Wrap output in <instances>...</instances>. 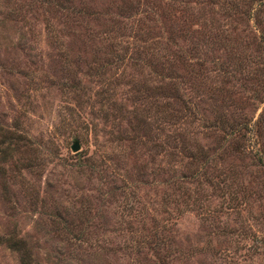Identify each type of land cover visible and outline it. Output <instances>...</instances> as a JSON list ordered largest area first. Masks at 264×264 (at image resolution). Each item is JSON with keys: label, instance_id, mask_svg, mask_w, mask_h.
I'll return each mask as SVG.
<instances>
[{"label": "rangeland", "instance_id": "374dc122", "mask_svg": "<svg viewBox=\"0 0 264 264\" xmlns=\"http://www.w3.org/2000/svg\"><path fill=\"white\" fill-rule=\"evenodd\" d=\"M0 130V264H264V0H0Z\"/></svg>", "mask_w": 264, "mask_h": 264}, {"label": "trees", "instance_id": "16d2710c", "mask_svg": "<svg viewBox=\"0 0 264 264\" xmlns=\"http://www.w3.org/2000/svg\"><path fill=\"white\" fill-rule=\"evenodd\" d=\"M6 132H9V131L8 130H0V136H2V138H3V139H0V144L3 143L4 140H7V143L12 142V141L18 142L17 138H21L20 135H16L15 136L16 138L14 139V137L11 136V134L8 135ZM25 141H26V139H25ZM22 142L24 143V141H22ZM23 143H21V144H23ZM9 244H10V246H13L16 250L19 251V253H20V255H19L20 264H30L29 260H28V252L24 248V243L21 240L13 239V240H11V242Z\"/></svg>", "mask_w": 264, "mask_h": 264}, {"label": "water", "instance_id": "95a60500", "mask_svg": "<svg viewBox=\"0 0 264 264\" xmlns=\"http://www.w3.org/2000/svg\"><path fill=\"white\" fill-rule=\"evenodd\" d=\"M70 148L73 150V151H76L77 148H78V142L75 140L71 143L70 145Z\"/></svg>", "mask_w": 264, "mask_h": 264}]
</instances>
